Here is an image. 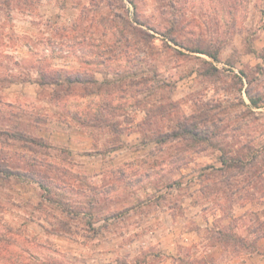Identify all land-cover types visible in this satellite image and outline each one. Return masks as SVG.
Segmentation results:
<instances>
[{
    "label": "rangeland",
    "instance_id": "1",
    "mask_svg": "<svg viewBox=\"0 0 264 264\" xmlns=\"http://www.w3.org/2000/svg\"><path fill=\"white\" fill-rule=\"evenodd\" d=\"M2 1L0 106L4 103L12 106L0 107V147H6L5 152L10 150L13 156L10 166L16 169L23 162L15 158L17 152L9 147L15 142L1 134V130L44 137L55 147L26 153L59 163L61 169L68 168L72 173L85 172V192H67L64 198L73 204L80 202L81 209L86 211L78 216L75 212L63 213L48 202L49 194L37 182L3 177L0 229L4 222L22 228L27 235L37 237L36 244H45L35 247L37 256H50L66 264H216L210 249L219 242L212 239L213 230L231 225L237 235L254 238L250 229L264 220L263 172L256 184L241 194L212 193V184L204 189L207 182L221 178L212 171L222 166L221 151L213 147L191 149L179 163H171L169 156L177 149L173 145L161 148L156 143L142 144L136 123L145 116L144 110L121 117L128 130L121 137L124 144L119 155H113L116 150L108 151L106 143L102 144L106 134L111 138L105 131L101 132L99 143L80 145L85 139L75 137L78 130L87 132V136L99 133L55 119V113L60 114L62 109L49 101V89L38 84L36 66L40 62L41 67L47 63L52 68L77 70L83 61L96 60L97 56L90 53L91 44L100 43L97 50L102 52L104 44L114 43L113 54L134 61L110 64L112 73L109 66L93 69L98 79L116 77L115 72L121 77L139 78L156 71L168 84L159 95L163 98L171 95L179 102L178 116H190L198 110L196 100L204 102L215 95L231 109L224 119L225 128L220 130L227 149L233 154H264V104L251 106L244 88L241 95L244 102L236 92L218 95L214 86L220 81L215 85L211 78L198 74L204 68L202 59L213 63L223 79L225 75H242L241 68L252 70L263 64L249 49L264 47V0H235L230 14L225 7L227 1L223 6H212L210 0H134L133 4L128 0H29L19 9L4 7ZM172 15L178 18L175 35L180 40L186 38L185 44H191L195 37L211 38L214 42L220 38V45L214 43L211 47H222L220 60L167 39L163 32L170 26ZM113 21L127 24V31H137L139 49L130 45L121 50V42L112 34ZM155 26L159 31L153 30ZM140 29L150 34L146 46L140 39ZM244 81L246 88L245 78ZM90 100L96 107L98 98L92 96L71 100L70 106L82 108ZM9 110L25 113L12 117ZM6 112L9 116L3 118ZM59 131L73 134L69 145H61L64 137ZM49 133L56 134L50 139ZM48 170L55 178L53 182L77 185L74 177L63 176L61 170ZM119 176L118 187L108 190ZM207 193L212 196L206 197ZM93 198L98 202L90 209L89 199ZM62 222L69 223L64 231L59 226ZM185 236L189 241H184ZM220 246L222 251L226 250ZM229 251L227 254H235Z\"/></svg>",
    "mask_w": 264,
    "mask_h": 264
},
{
    "label": "trees",
    "instance_id": "2",
    "mask_svg": "<svg viewBox=\"0 0 264 264\" xmlns=\"http://www.w3.org/2000/svg\"><path fill=\"white\" fill-rule=\"evenodd\" d=\"M3 1L2 4L4 7H16L19 9L20 5H26L29 0ZM128 1L131 4L134 3V0ZM225 1L229 3L225 7H227L230 14L235 0H210V3L212 6L215 4L223 6V2ZM214 10H216L215 7ZM168 22H170V26L167 29L165 28L163 32L167 39L191 51L206 54L217 61L220 60L219 53L222 47L215 46L211 48L214 43L220 45V38H215L217 40L214 42V39L211 38L202 39L201 37H195L193 41L191 40V44H185L184 40L186 38L180 40L175 35V25H178L176 15H172V19ZM138 23L140 22L138 21ZM94 26L96 27V24ZM154 29L159 31L156 26ZM112 34L117 36V42H121V50L123 46H125L124 49L130 47V45L136 48L139 46V40L136 38L138 36L137 31L135 29L127 31V24L120 23L118 25L113 21ZM139 34L145 46L148 45L150 34L141 29ZM108 46L104 44L102 46V52H99L97 49L100 48V43H95V45L91 44L90 53L97 56L96 60L83 61L84 68L82 65L77 70L52 68L51 64L47 63L44 64V67H41L40 62L38 63L40 65L36 66L38 84L45 89H49H46L49 101L58 109H62L60 114L59 112L55 113V119L58 122L67 124L74 123L82 129L98 132L99 136L97 137L99 138L102 135L101 132H107L109 134L108 137L111 138H107L106 134V138L102 141V144L106 143L108 151H114L123 147L124 142L121 137L128 130V127L123 126L124 122L121 117L125 114L131 115V113H138L144 110L145 116L136 123L141 135L142 144L148 145L156 143L161 148L167 145H173L172 147L177 149L173 152L172 156H169L171 163H179L184 153L191 149L198 151L213 147L221 151L220 161L222 166L212 169L221 178H219V181L215 180L212 182L211 180V182H207L204 189L209 188L212 184V193L217 194L221 191H228V194L231 196V194L238 192L241 194L250 185L256 184V179L264 173V169L261 168L264 166V154H259L258 152H249L247 154L239 152L233 154L227 149L224 142L225 135L220 132V130L225 128L224 119L231 110L227 105L220 102L218 100L219 98L214 95L210 96L204 102L196 100L198 110L190 116H178L179 102L174 101L171 95H167L165 98L159 95V91L166 85L168 86V84H165L164 80L159 77L156 71L151 72L150 75H140L139 78H134L133 76L121 77L115 72L113 75H116V77L112 76L111 79L105 78L100 80L96 77V70L93 69L109 66L111 67L109 71L112 73L111 69L113 68L110 64H123L124 62L131 63L134 61L129 58L121 59L120 55L117 56L118 53L113 54L112 52L116 51L114 43ZM249 50L253 51L264 61V47L259 50L251 47ZM202 64L204 68L198 74L211 78V83L215 85L220 81L217 86H214V90L218 95L226 92H236L238 97L242 99L241 101L244 102L241 97L244 88V92L251 106L258 107L264 104V62L263 64H257L252 70L241 68L242 75H225L224 79L220 76L222 72L213 63L202 59ZM244 78L247 81L246 88ZM11 80H13L12 77L8 81L11 82ZM87 96L98 98L96 107L92 105L93 100H90L87 106L82 108L78 107L74 109L70 106L71 100H82ZM4 104L0 107L12 106L11 104ZM199 104H201L200 108ZM229 106H233V104ZM9 111L12 117L14 115L18 117L22 113H25V111L21 113H18L17 110ZM9 113L6 112L2 117L7 118ZM131 131L132 128L130 126ZM1 134L7 135L11 141L15 142L10 143L9 147L12 149L11 151L17 152L15 158L21 159L23 163L21 166L18 164L16 169L11 168L10 162L13 160V156L10 154V150L5 152L6 147H0V151L2 150L0 152V178L14 176L16 178H26L30 181L37 182L40 188L47 195L49 194L47 196L49 198L48 202L53 203L61 212L67 213L68 215L75 212L76 216L81 212L85 213L86 210L81 209L80 202H78L79 204L75 203V205L70 199L64 198L67 192L74 194L85 192L86 189L83 186L84 172L83 174L72 173L68 168L61 169L59 163L49 162V160L39 158L36 155H28L26 153L27 150L38 152L37 149L55 147L43 138L29 136V134L22 131L11 132L10 129L1 130ZM16 143L19 145L17 144L18 146H16ZM40 167L47 169L42 170ZM48 169H51L52 172L54 170H61L60 173L63 176L70 175L74 177L77 185H71L66 182H60L59 184L53 182L55 178L50 175ZM119 180H121L120 176L117 178L116 184L113 185L114 187H110L108 190L118 187ZM129 182L133 184L132 181L129 180ZM92 188L95 189L96 187L92 186ZM104 190L107 191V189ZM212 193H207L206 197L212 196ZM97 202V198L89 199L88 205L91 207L90 209ZM1 210H3V205L0 204ZM72 217L75 218V216ZM257 222V226L250 229V233L254 235L253 239L237 235V232H235L231 225L217 231L213 230L212 239L214 238L225 249H230L234 253L241 251L255 252L258 250V240L264 235V220ZM68 224V222H62L59 226L64 231V228ZM36 240L37 237L35 235H27L22 228H14L13 225L4 222L0 229V264H66L50 256H37L35 247L45 246V244H36Z\"/></svg>",
    "mask_w": 264,
    "mask_h": 264
},
{
    "label": "crops",
    "instance_id": "3",
    "mask_svg": "<svg viewBox=\"0 0 264 264\" xmlns=\"http://www.w3.org/2000/svg\"><path fill=\"white\" fill-rule=\"evenodd\" d=\"M82 131L78 130L77 133L75 134V137H77L78 139H85L84 142L79 143L80 145H95V144L99 143V141H102L101 138L97 137L98 135L93 136V135L88 134L89 136H87V135H85V134H87V132H85V131L82 132ZM59 132H61L62 137H64L63 143H61V145H63V146L69 145L68 142H69L70 136L73 134H67L65 131H59ZM54 134H56V133H54ZM54 134L49 133L50 139H52L54 137ZM57 134H60V133H57ZM95 140H96V142H95ZM72 142L73 141H71V143ZM116 152L118 154H116ZM116 152L115 153L113 152V155H115V156L119 155L120 149L116 150ZM116 158H115V160H116ZM87 165L88 164L82 165V166L84 167ZM189 239L190 238L188 236H185L184 241H189ZM257 245H258V250L255 252L241 251V252H238L235 254L232 253V255H229V254H227V252L229 250L226 249V250L222 251V249H221L222 246H220V244L217 243V245L212 247L210 249V251H211V255H213V257L216 259V262H217L216 264H264V235L258 240Z\"/></svg>",
    "mask_w": 264,
    "mask_h": 264
}]
</instances>
